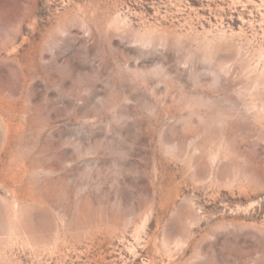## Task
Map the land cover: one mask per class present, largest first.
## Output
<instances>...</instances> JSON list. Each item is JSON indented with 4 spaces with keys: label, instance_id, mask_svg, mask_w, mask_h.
<instances>
[{
    "label": "rangeland",
    "instance_id": "1",
    "mask_svg": "<svg viewBox=\"0 0 264 264\" xmlns=\"http://www.w3.org/2000/svg\"><path fill=\"white\" fill-rule=\"evenodd\" d=\"M0 264H264V0H0Z\"/></svg>",
    "mask_w": 264,
    "mask_h": 264
}]
</instances>
